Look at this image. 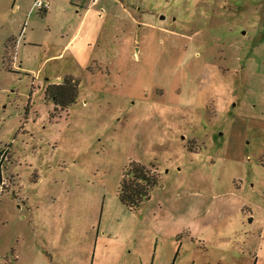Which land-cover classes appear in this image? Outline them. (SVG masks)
<instances>
[{
  "label": "rangeland",
  "instance_id": "374dc122",
  "mask_svg": "<svg viewBox=\"0 0 264 264\" xmlns=\"http://www.w3.org/2000/svg\"><path fill=\"white\" fill-rule=\"evenodd\" d=\"M0 149V264H264V0H0Z\"/></svg>",
  "mask_w": 264,
  "mask_h": 264
},
{
  "label": "trees",
  "instance_id": "16d2710c",
  "mask_svg": "<svg viewBox=\"0 0 264 264\" xmlns=\"http://www.w3.org/2000/svg\"><path fill=\"white\" fill-rule=\"evenodd\" d=\"M78 86L79 82L75 78L67 77L61 84L48 85L46 97L54 100L56 106L65 111L76 102L79 90ZM4 154L5 150L0 149V198L3 193L2 173ZM158 183L159 174L154 166L148 167L139 163H131L124 171L118 189V198L129 210H137L150 197V192Z\"/></svg>",
  "mask_w": 264,
  "mask_h": 264
},
{
  "label": "built area",
  "instance_id": "2783aa9c",
  "mask_svg": "<svg viewBox=\"0 0 264 264\" xmlns=\"http://www.w3.org/2000/svg\"><path fill=\"white\" fill-rule=\"evenodd\" d=\"M99 0H91V5L94 6L97 4ZM35 7L43 10V11H48L49 10V4L48 3H44V2H41V1H36L35 2ZM19 42V41H17Z\"/></svg>",
  "mask_w": 264,
  "mask_h": 264
}]
</instances>
